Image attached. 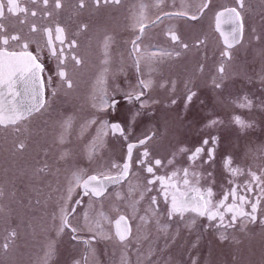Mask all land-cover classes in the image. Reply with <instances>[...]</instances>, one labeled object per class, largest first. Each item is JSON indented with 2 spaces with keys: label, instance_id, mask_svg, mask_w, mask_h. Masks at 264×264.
I'll return each instance as SVG.
<instances>
[{
  "label": "flooded vegetation",
  "instance_id": "af4514ba",
  "mask_svg": "<svg viewBox=\"0 0 264 264\" xmlns=\"http://www.w3.org/2000/svg\"><path fill=\"white\" fill-rule=\"evenodd\" d=\"M202 2L203 0H163L158 7L156 0H120L119 4L110 2L97 6L94 0H84L85 6L80 8L79 0H62V8L55 11L52 17H29L24 24L14 17L5 21L9 31L29 35L34 42L30 43L28 50L34 53L38 44H44L45 37L39 31L29 33L30 24L35 23L41 29L45 26L55 27L56 24L63 27L67 59L59 68L66 71L72 82V87L68 88L66 83L61 81L57 75V60L50 58L45 48L42 61L46 69L43 73L46 107L21 121L20 131H14L11 127L0 128V191L4 193L0 196V209L7 208V251H12L16 256L45 257L46 243L55 241V251L46 262L54 264L56 249L61 242H65L62 240L66 239L70 244L76 242L83 245L85 260L90 257L91 245H98L101 251L107 254L103 258L105 264H122V257L125 256L127 264H191L193 259H196L197 264H203L200 256L193 257L194 253L189 252L201 251L203 239L214 244L231 242V251L234 252L241 246L234 243L238 240L233 241L227 233L224 234L227 239L221 240V231L233 233L235 230L246 232L249 229L264 228V223L261 222L264 221V194H261V188L264 187V65L258 60L261 65L257 66L253 59L255 52L252 47L255 45L257 49L260 43L246 44L244 30L241 42L231 49L232 59L228 61L221 56L225 45L215 27L216 13L222 10L219 8V0H211L203 15L195 21L187 18H165L163 22L153 24L156 17L162 16L164 12H194ZM141 5L146 6L144 23L148 25L137 41L141 52L162 49L172 53L179 52L180 55L173 54L162 58L157 56L151 62L142 58L140 70L137 71L130 51L131 41L139 35ZM28 7L42 10V6L31 3ZM257 11L249 12L248 22L261 20V14ZM256 15L258 17L255 19ZM85 25L86 28L83 27ZM170 29L180 36L183 43L189 45L188 49H182L179 44L170 40L167 35ZM53 35L55 36V33ZM108 38V47L105 48ZM71 40L76 41V47L69 49L67 45ZM201 40L204 43L196 47L197 41ZM57 46L59 47L58 44ZM15 50L20 51L19 48ZM72 56H76L80 63L77 64ZM222 61L226 68L224 86L215 90L211 86V80L217 76V68ZM48 77H51V83L47 82ZM101 79L102 84L99 83ZM139 79L153 81L152 88L146 90L145 96L142 97L144 101H148V107L145 108L140 107L139 101L129 102L125 96V93L137 88ZM173 83L175 90L171 87ZM162 84L165 86L161 87ZM186 84L197 92L187 109L184 107ZM100 88L106 90L110 100L118 101L117 110L111 114L93 106L100 102ZM244 96L252 100L251 109L239 108L233 103ZM173 98L177 100L175 105L171 104ZM136 112L140 115L131 123L129 140L134 141L154 133L148 147L152 155L159 158L170 156L178 146H199L202 139L208 138L209 134L218 136L216 160L211 166L216 177L212 185L213 202L219 201L234 185H239L238 193L246 195L251 203L257 198L260 200L256 222L245 221L242 226L241 220L238 219L235 227L212 228L206 227L209 224L206 218L196 216L192 212L185 213L183 219L175 217L169 220L166 212L168 205L161 200L159 217H153L147 224L141 223L138 218L130 221L136 239L128 245L129 250L122 248L115 239L118 247L113 252L111 240L101 236H97L92 244L85 245L82 241L74 240L68 229L57 236L55 226L59 224L60 208L64 204L62 198L68 194L73 174H95L110 168L113 163L123 164L125 160L126 142L122 137L109 133L102 139H97L101 122L104 119L109 122L119 120L127 131ZM237 115L251 123L252 127L240 129L232 119ZM211 118H219L223 123L215 128H206L205 124ZM68 120H71V127L65 133L63 125ZM93 120L95 123H90ZM61 134H64L63 142ZM94 142L98 146L97 151L90 154L89 149ZM20 143L25 145L23 149L18 148ZM137 152L138 150L133 153L132 168L136 175L130 176L129 179L133 184L143 187L149 177L135 164ZM229 155L233 158L234 166L242 169V174L231 177L233 184L228 183V173L222 169L223 159ZM185 160L184 156L178 157V161ZM178 166L188 167V164L181 162ZM208 167L204 165L195 167L194 170L203 172ZM41 168L45 170L39 171ZM171 170V166L161 168L157 170V174L168 175ZM249 172L260 176V182L252 184L251 192H244V184L251 181ZM176 180L179 181L180 177ZM178 186L183 190L182 184ZM206 186L207 180L201 179L199 187ZM153 189L138 206L137 217L144 214V209L149 203L148 197L157 195L158 200L160 199L155 186ZM116 191L127 193V181L110 186L105 194L107 198H100L102 202L92 199L91 208L90 198L84 196L82 203L76 205V211L70 217L73 226L84 227L85 212H88L89 217H94L103 211L109 220L101 222V231L106 236H111V231L114 234V222L118 216L132 214L124 200L109 195ZM81 196L82 190L76 188L68 207H73ZM231 202L232 197L229 196L227 203ZM251 203L244 205V211L251 212ZM120 206L126 210L113 218L111 210ZM230 215L225 216V222L230 219ZM193 219L195 223H192ZM43 222L49 225L50 230H43ZM138 223L142 224L145 232L146 227L150 228L143 240H140L142 236L137 233ZM163 225H167L165 233L161 231ZM11 232L16 233L14 238L9 236ZM76 235L89 239L94 232L85 228ZM243 236L245 240L240 239ZM237 237L240 241L250 242L247 234L240 233ZM39 241L44 242L45 249L39 246ZM260 242L264 246V237ZM36 247L40 249L35 250ZM253 251L255 252V249ZM263 251L264 248L261 252ZM205 255L208 257V251ZM214 255L215 252L212 251L211 257ZM103 259H100L99 264H104ZM229 264H264V255L257 256L256 260L252 251L244 252L240 256L236 253L235 257L231 255Z\"/></svg>",
  "mask_w": 264,
  "mask_h": 264
},
{
  "label": "snow or ice",
  "instance_id": "6c2138e0",
  "mask_svg": "<svg viewBox=\"0 0 264 264\" xmlns=\"http://www.w3.org/2000/svg\"><path fill=\"white\" fill-rule=\"evenodd\" d=\"M95 4L99 6L101 3H116L119 4L120 0H94ZM235 7H224L218 11L215 16V27L217 31L221 32L224 37L223 43L225 50L222 51L221 56L230 61L232 59L231 49L239 44L243 38L245 30V18L243 10H245V0H235ZM42 6V10L38 8H29L28 4ZM163 3V0H156V4L159 7ZM211 0H203L202 4L196 9V11L179 10L164 12L162 16H157L156 22H163L165 18H187L188 20L195 21L201 15H203L205 9L209 7ZM51 5V7H50ZM62 0H0V128L11 127L14 131H20L21 121L28 119L33 113H38L44 109L47 105V101L44 97L45 91V77L43 73L46 71L45 65L42 61V55L44 49H47L50 58H55L59 65H63L65 59V30L59 24L55 27L45 26L42 29L38 28L37 24L32 23L29 25V33L42 32L45 40L44 44L37 45V51L34 53L29 51L30 43L34 41L30 39L29 35L22 34L21 32L9 31L7 24L5 23L10 17L17 18L21 24L27 23L29 17H52L53 13L62 8ZM85 6L84 0H79L78 7L83 8ZM145 5H141V12L139 17L138 29L139 35L131 41L130 55L133 57V63L137 69L140 70V61L142 58L151 62L155 57H164L176 55L179 56V52H168L162 49H157L151 52H141L140 45L137 43L141 36L144 34L145 28L148 26L144 23V9ZM228 23L233 25L230 32L224 33L221 31V23ZM83 27H87L86 25ZM255 32V29H253ZM55 33V36L53 35ZM168 37L173 43L180 45L182 49H188L189 45L181 41L180 36L173 30H169L167 33ZM256 40H260L261 37L256 35ZM110 38L105 41V48L108 47ZM204 41H197L196 47L203 44ZM59 45V47L57 46ZM68 48H75L76 41L71 40L68 42ZM15 48H19L20 51H16ZM77 64L80 60L76 56L71 57ZM203 66H201V71ZM225 63L222 61L217 68V76H214L211 80V86L215 90L222 89L225 80ZM57 75L61 81L66 83L68 88L72 87V82L68 78L67 73L63 68H59ZM47 82L51 83V77L47 78ZM103 83V79L99 81ZM153 81L151 79H139L138 86L127 93L125 96L129 102L139 101L140 107H148V101H144L142 97L145 96L146 90L151 89ZM165 85H161L163 87ZM172 89L175 90V84L171 85ZM187 93L184 99V107L188 108V105L192 103L193 98L197 96V92L193 91L186 84ZM23 89V91H21ZM100 102L94 104V107H98L99 110L109 112L117 110L118 101L115 99H109L108 94L104 88H100ZM55 95V90H53ZM30 96V102H26L25 97ZM155 103V102H154ZM177 100L171 99V104L175 105ZM233 103L243 109H251L253 102L247 96L240 98ZM140 113L136 112L132 120L129 122V127L126 131L125 127L119 120L109 122L104 119L101 122L100 130L97 133V139H102L103 136H107L109 133L119 137H122L126 142V157L123 164L113 163L110 168L101 170L95 174L84 176L81 173H74L72 182L68 188V194L63 197L64 204L60 208L59 213V224L55 226L56 234L59 236L65 229L70 230L73 234L74 240L82 241L85 245L92 244L97 236H101L104 239H112V236H106L101 231V222L109 220L103 211L97 213L94 217H89L88 212L84 213V227H76L71 223L70 217L76 211V205L82 203V198L87 196L90 198L89 208L92 207L91 200L95 199L97 202H102L100 198H107L105 194L108 192L110 185H120L127 181V193L116 191L115 193H109L110 196H115L118 200H124L126 206L131 209V215L120 214L115 220V239L127 249L128 245L136 239L132 233V225L130 223L133 219H139L143 224H147L153 217H159L161 215L160 206L161 200L164 204L168 205L166 212L169 220L175 217L183 219L184 214L187 212L195 213L196 216L204 217L209 221L206 227L212 228H231L235 227L237 220L240 219L242 226L245 221L255 223L257 220L256 212L257 206L260 203L259 198L251 203L248 197L244 194L238 193L239 185H234L229 189L223 197L213 202L214 191L212 185L215 183V175L212 169V165L216 160V149L219 144V137L209 134L208 138H203L199 146L194 148H188L185 146H178L170 156L165 158H159L153 156L149 150L148 143L153 140L154 133L145 135L143 138H137L134 141L129 140L131 134V123L135 122L136 116ZM233 123L240 129H247L252 127L251 123L242 119L239 115L234 116ZM95 123V121H90ZM219 118H211L205 124L206 128H215L222 124ZM65 133L71 127V120L64 122ZM64 140V134H61V141ZM24 144L18 145L19 149L24 148ZM97 144L94 142L90 146L89 152L94 153L97 151ZM137 158L135 164L138 168H142L143 171L148 175L145 184L141 187L139 184H133L129 179L130 176L136 175L132 171L133 168V153L137 151ZM186 157L185 161H178V157ZM186 162L188 167H179L178 164ZM199 162V163H198ZM208 165L209 167L204 169L203 172H198L195 167H203ZM172 168L168 175H158L157 170L161 168ZM46 167V166H45ZM113 169L115 170L113 172ZM222 169L228 173V183L233 184L231 177H235L242 174V169L238 166H234L233 158L229 155L223 159ZM44 168L39 171H44ZM251 181L246 182L243 186L244 192L252 191V184L254 182H260V176L255 172H249ZM180 177L177 181L176 178ZM201 179L207 180V186L205 188L199 187ZM182 184L183 190L178 186ZM153 186L155 191L158 193L160 199L158 200L157 195L148 197L149 203L147 208L144 209V214L139 217L136 213L139 211V205L144 200L147 193L152 192ZM259 186V183H257ZM76 188L82 190L81 199L75 202L73 207L69 208L68 204L71 201V197ZM138 193V196H137ZM261 194H264V187L261 188ZM3 191H0V196H3ZM229 196L232 197V202L227 203ZM239 201V203H237ZM251 203V212L244 211V205ZM223 209V211H221ZM2 211V209H0ZM230 215V219L225 222V216ZM55 219V218H54ZM111 223V221H109ZM215 222V223H213ZM264 223V221H261ZM195 223V220H192ZM157 224L159 220L157 219ZM87 228L88 231L94 232L89 239H84L76 235L77 233L84 231ZM161 231H167V225L161 226ZM15 232L9 233L11 238H14ZM221 240L227 239V237L221 233ZM195 246V245H194ZM3 248L7 250L9 244L5 243ZM55 251V241H49L47 245V251L45 252V264ZM151 256V251L149 252ZM76 264H79L77 261ZM122 264H127L126 256L122 257ZM191 264H197L196 259H193Z\"/></svg>",
  "mask_w": 264,
  "mask_h": 264
},
{
  "label": "rangeland",
  "instance_id": "374dc122",
  "mask_svg": "<svg viewBox=\"0 0 264 264\" xmlns=\"http://www.w3.org/2000/svg\"><path fill=\"white\" fill-rule=\"evenodd\" d=\"M245 10H243L244 18H245V38L244 42L246 44H250L252 42L254 43H260L259 47L257 49L253 47V52L255 54L253 55V59L255 60V63L257 62V66L262 64L264 65V0H245ZM230 6H236L235 0H219V8L223 9L224 7H230ZM258 10L261 15V20L256 21L255 19L258 17H254L255 21L248 22V14L250 11ZM248 22V23H247ZM253 29H255V32H253ZM256 35H259L261 37L260 40H256L254 37ZM246 47V45H245ZM260 60L261 62H258ZM126 209L122 206L114 208L111 210V215L113 218H115L118 214L121 212H124ZM113 220V219H112ZM111 220V221H112ZM43 230H50L49 225L46 224V222H43L42 224ZM9 226H7V208L3 209L0 212V264H42V262L45 264V257L38 256L30 258L31 256H16L13 255L12 251H7L3 248V245L7 243V229ZM137 233L140 234L142 237L140 240H143L145 238V234L150 232L149 226L146 227V231H143L142 224L138 223L137 225ZM223 234H226L229 236L230 239L238 240V242H234L237 245H241L237 247V249L232 252L231 251V242H220V243H212L210 241H206L203 239L201 242V251H189L193 252L194 256H200L203 259V264H220L219 261L223 262L222 264H229V260L231 258V255L235 257V254L237 253L238 256L243 255L244 252H251L255 254V259L257 260V256L264 255V251L261 252V250L264 248L263 243L260 242L261 238L264 237V228H257V229H249V231L243 232L241 230H235L233 233H228L226 231H221ZM162 233H165L162 231ZM207 233V232H204ZM244 233L249 236V241H240V239L245 240V237H240V239L237 237L238 234ZM150 235V234H149ZM111 250L115 252L116 247H118L115 244V237L114 234H112L111 231ZM46 239V238H44ZM44 239H42L44 241ZM39 241V246L42 249H45V246L43 247L44 242ZM62 241L65 242H59L61 245H59L56 249V259L54 260V264H76L78 261L79 264H99L100 259H103L106 257V253L102 252L100 247L98 245H91L90 249V257L84 258L85 249L82 244L79 243H69L66 241V239H63ZM230 241V240H229ZM49 242L46 244L48 245ZM56 244V242H55ZM40 247L34 248L35 250H39ZM122 248L124 246L122 245ZM121 249V248H120ZM119 249V250H120ZM125 249V248H124ZM129 246L126 250H129ZM255 249V252L253 251ZM193 250H195V246L193 247ZM208 251V257L205 255V253ZM214 251L215 255L214 257H211V252ZM204 255V256H202ZM33 259V260H32ZM32 260V262H30ZM103 262L105 264V260L103 259ZM48 264H51V262L48 261Z\"/></svg>",
  "mask_w": 264,
  "mask_h": 264
},
{
  "label": "water",
  "instance_id": "95a60500",
  "mask_svg": "<svg viewBox=\"0 0 264 264\" xmlns=\"http://www.w3.org/2000/svg\"><path fill=\"white\" fill-rule=\"evenodd\" d=\"M232 28H233V25H231V24L223 23V22L221 23V31H223L224 33L230 32L232 30ZM219 33L221 34L220 31H219ZM222 38L224 40V37L223 36H222ZM21 91H23V89H21ZM25 99H26V102H30V99L31 98H30V96H26ZM110 186H112V185H110Z\"/></svg>",
  "mask_w": 264,
  "mask_h": 264
}]
</instances>
